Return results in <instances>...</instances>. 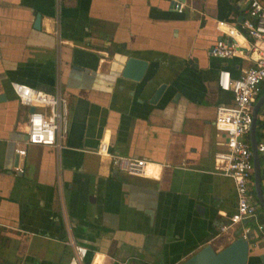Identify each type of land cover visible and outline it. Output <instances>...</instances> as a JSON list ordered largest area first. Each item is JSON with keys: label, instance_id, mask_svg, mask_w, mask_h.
<instances>
[{"label": "crops", "instance_id": "crops-1", "mask_svg": "<svg viewBox=\"0 0 264 264\" xmlns=\"http://www.w3.org/2000/svg\"><path fill=\"white\" fill-rule=\"evenodd\" d=\"M182 8L169 0H0V264H68V238L87 250L82 264H181L238 238L241 226L219 231L235 192L214 168L223 135L213 120L216 106L231 101L218 72L236 79L253 66L244 3L186 0ZM219 23L239 31L229 59L208 55L225 37ZM128 58L147 62L139 82L122 76ZM11 83L67 100L59 149L25 144L29 109ZM101 141L111 155L145 160L152 175L116 171L97 153ZM256 203L247 264H264Z\"/></svg>", "mask_w": 264, "mask_h": 264}, {"label": "built area", "instance_id": "built-area-1", "mask_svg": "<svg viewBox=\"0 0 264 264\" xmlns=\"http://www.w3.org/2000/svg\"><path fill=\"white\" fill-rule=\"evenodd\" d=\"M244 3V19L241 30L249 41V56L253 66L247 69L239 78H232L228 71L220 70L217 74V87L223 93L231 96L229 103H220L215 108L213 126L217 133L223 135L221 149L213 155L215 171L232 180L235 192V211L228 222L220 226V233L241 226L238 237L247 240L250 232L247 222L253 219L257 211L254 196L253 160L249 133L252 123V110L263 94L264 83V0H242ZM183 4L174 6L178 13L182 12ZM219 30L225 36L215 42L208 50V55L218 59H229L239 48L235 37L239 31L232 26L219 23ZM10 89L19 102L29 112L26 121V141L28 146H44L54 150L60 148L61 141L68 131V103L60 91L45 93L20 83H11ZM264 122V102L257 114V153L260 164L264 167V126L258 127V122ZM23 157L25 150H16ZM97 153L108 156L112 167L128 176L143 178L151 176L148 164L143 159L111 155L108 143L101 141ZM263 231V227H259ZM264 239V232H263ZM71 246L73 255L68 264H82L87 250L74 243L71 239L65 241Z\"/></svg>", "mask_w": 264, "mask_h": 264}, {"label": "water", "instance_id": "water-1", "mask_svg": "<svg viewBox=\"0 0 264 264\" xmlns=\"http://www.w3.org/2000/svg\"><path fill=\"white\" fill-rule=\"evenodd\" d=\"M172 3V7L179 6L184 4L186 0H169ZM34 27L39 28V17L36 18ZM147 68V62L136 59L128 58L123 71L122 76L126 79L132 80L134 82H139ZM166 89L165 85H161L156 89L154 94L150 99V104L155 105L158 100L163 95ZM264 102V92L256 101L253 110H252V123L249 133V139L251 144L252 151V160H253V182H254V192L257 202L260 207L264 210V194L261 187V165L257 153V114L260 106ZM29 112H33V109H30ZM240 231L236 232L238 235ZM251 232V231H250ZM250 232L247 234V240H243L238 237L230 245L219 252H215L210 245L203 247L200 251L192 255L186 261L181 264H247L248 255H249V240ZM264 261V256H263Z\"/></svg>", "mask_w": 264, "mask_h": 264}, {"label": "trees", "instance_id": "trees-1", "mask_svg": "<svg viewBox=\"0 0 264 264\" xmlns=\"http://www.w3.org/2000/svg\"><path fill=\"white\" fill-rule=\"evenodd\" d=\"M261 91H262V93L264 92V83H263V85H262V87H261ZM260 126H264V122L262 123V122H258V127L260 128ZM264 180V172L263 171H261V181H263ZM263 190V194H264V188L262 189ZM253 193H254V191H253ZM254 196H255V193H254ZM255 200H256V197H255ZM257 201V200H256ZM261 209V208H260Z\"/></svg>", "mask_w": 264, "mask_h": 264}, {"label": "rangeland", "instance_id": "rangeland-1", "mask_svg": "<svg viewBox=\"0 0 264 264\" xmlns=\"http://www.w3.org/2000/svg\"><path fill=\"white\" fill-rule=\"evenodd\" d=\"M261 171H263V166L261 165Z\"/></svg>", "mask_w": 264, "mask_h": 264}]
</instances>
